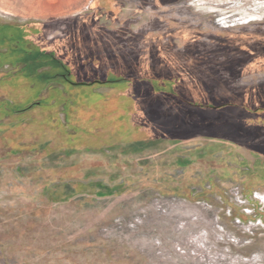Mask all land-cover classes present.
I'll list each match as a JSON object with an SVG mask.
<instances>
[{"label": "rangeland", "instance_id": "obj_1", "mask_svg": "<svg viewBox=\"0 0 264 264\" xmlns=\"http://www.w3.org/2000/svg\"><path fill=\"white\" fill-rule=\"evenodd\" d=\"M42 2L0 0V264H264V0Z\"/></svg>", "mask_w": 264, "mask_h": 264}, {"label": "flooded vegetation", "instance_id": "obj_2", "mask_svg": "<svg viewBox=\"0 0 264 264\" xmlns=\"http://www.w3.org/2000/svg\"><path fill=\"white\" fill-rule=\"evenodd\" d=\"M1 26H7V25H1ZM10 50L11 49H2V48H0V56H2V55H6V54H8L9 52H10ZM26 54V53H25ZM44 55V54H43ZM51 63L52 64H49L50 66H47V67H49L51 70L49 71H47V70H43L42 71V69L45 67H40L38 70H40V71H42L43 73H50V72H53V74L49 77V79L52 81V82H49L48 83V86H51V87H53V86H55V85H59V86H61L62 84V82L64 83H70V82H72L71 81V79H70V75L72 74V72L71 71H69V70H65V72L63 73V74H60V73H56V72H54V70L56 69L55 68V65H56V63H58V61H57V58L56 57H53V56H51ZM55 63V64H54ZM21 66H22V68H24L25 67V65L24 64H21V63H19ZM59 64V63H58ZM61 79L62 80V82H60V81H58V82H56L57 81V79ZM53 80H55L54 82H53ZM121 80H124V79H121ZM133 80V79H132ZM131 79H129L128 81H132ZM115 81H90V82H86V83H84V82H76V83H74V86H80V85H85V86H90V87H92V88H94V89H97V88H99V87H104V86H108V85H110V84H112V83H114ZM37 103V102H36ZM35 103V104H36ZM38 105H40L39 103H37ZM36 104V105H37ZM220 106H224V105H220ZM28 108V107H27ZM27 108H25V110H22L21 112H23V111H26L27 110ZM258 111H264V108H262V107H257L256 109H254L253 111H251L250 113H253V112H258ZM16 113H20L19 111L18 112H15V113H13V114H16ZM237 145H244L243 143H237ZM258 155H262L263 154V152L261 151V150H259V153H257ZM264 155V154H263Z\"/></svg>", "mask_w": 264, "mask_h": 264}, {"label": "built area", "instance_id": "obj_3", "mask_svg": "<svg viewBox=\"0 0 264 264\" xmlns=\"http://www.w3.org/2000/svg\"><path fill=\"white\" fill-rule=\"evenodd\" d=\"M238 194L239 193H237V195ZM255 194H257V193H255ZM255 196H257L255 198V200L258 201L259 205H263L264 206V197H263L264 195H261V194L258 193V195H255ZM236 199H237V201H238L239 204H243L244 203L243 197L240 194L237 196ZM250 212H251L250 209H248V212L246 211V213H248V214H250Z\"/></svg>", "mask_w": 264, "mask_h": 264}, {"label": "crops", "instance_id": "obj_4", "mask_svg": "<svg viewBox=\"0 0 264 264\" xmlns=\"http://www.w3.org/2000/svg\"><path fill=\"white\" fill-rule=\"evenodd\" d=\"M203 107H205V106H203ZM218 107H221L220 105H218ZM198 139L199 138H193V139H191V140H193L194 142H197L198 141ZM197 146V145H196ZM186 150V149H185ZM198 150H200V151H202V152H207V150L205 149V148H201V147H198V148H195V149H193V150H190V152H193V151H198ZM204 150V151H203ZM187 152V151H186Z\"/></svg>", "mask_w": 264, "mask_h": 264}, {"label": "bare ground", "instance_id": "obj_5", "mask_svg": "<svg viewBox=\"0 0 264 264\" xmlns=\"http://www.w3.org/2000/svg\"><path fill=\"white\" fill-rule=\"evenodd\" d=\"M31 1H34V2H36V3H41V4L43 3V2H42L43 0H31ZM64 2H65V1H64ZM43 5H44V3H43ZM45 6H46V5H45ZM48 7H49V6H48Z\"/></svg>", "mask_w": 264, "mask_h": 264}, {"label": "water", "instance_id": "obj_6", "mask_svg": "<svg viewBox=\"0 0 264 264\" xmlns=\"http://www.w3.org/2000/svg\"><path fill=\"white\" fill-rule=\"evenodd\" d=\"M225 143V142H224ZM139 144H143V143H137V145H139ZM241 148L239 147V150H240Z\"/></svg>", "mask_w": 264, "mask_h": 264}]
</instances>
